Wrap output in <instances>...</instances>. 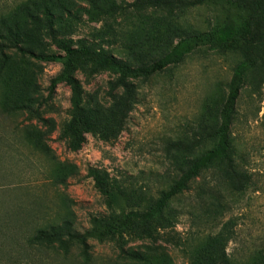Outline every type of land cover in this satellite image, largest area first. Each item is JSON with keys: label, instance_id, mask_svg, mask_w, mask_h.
Returning <instances> with one entry per match:
<instances>
[{"label": "rangeland", "instance_id": "rangeland-1", "mask_svg": "<svg viewBox=\"0 0 264 264\" xmlns=\"http://www.w3.org/2000/svg\"><path fill=\"white\" fill-rule=\"evenodd\" d=\"M167 1L104 0L90 17L92 7L73 0V17L57 21L77 50L132 68L182 43L180 63L130 80L128 91L77 55L88 125L78 152L60 138L72 121L71 89L50 92L63 65L9 49L0 58V264H264V0ZM245 26L252 35L241 39ZM26 30L35 52L64 55L44 32ZM236 71L230 156L241 172L226 162L205 169L160 209L163 194L216 148Z\"/></svg>", "mask_w": 264, "mask_h": 264}, {"label": "trees", "instance_id": "trees-1", "mask_svg": "<svg viewBox=\"0 0 264 264\" xmlns=\"http://www.w3.org/2000/svg\"><path fill=\"white\" fill-rule=\"evenodd\" d=\"M73 0H15L8 6L7 0H0V58L4 62L7 60L11 50L22 57H30L36 61L61 63L63 70L51 82V94L55 92L60 84H66L72 92L70 116L71 123L62 131L60 136L70 151H80L87 139L85 130L86 113L83 109V88L80 81L75 77L74 60L77 55L90 56L92 72L94 74L104 71H111L119 75V86L128 91L129 81L132 79L152 77L171 66L177 65L182 60V55L175 52L166 55L164 58L137 68H132L112 55L103 52L92 53V56L86 50H77L74 46V40L67 38L60 29L57 28L58 22H65L66 17H73L70 2ZM87 3L91 8L87 12L88 16L93 17L98 14L99 7L104 0H78ZM7 5V6H6ZM151 5L152 7H170L172 3L167 0H147L142 6ZM7 7L8 9L4 8ZM4 9V10H3ZM261 14L264 16V4L261 6ZM29 21L31 30L42 31L50 40L52 46L62 52L64 55L49 53H37L32 48V42L28 41L29 34L21 24L19 17ZM58 21V22H57ZM240 38L247 39L252 35L251 29L245 26L240 31ZM242 74L236 71L235 77L229 85V94L220 114V126L215 134L217 139L216 148L211 151L207 157L198 160L186 173L183 174L175 188L168 193H164L158 207L161 209L166 206L168 201L182 190L186 189L188 184L198 177L203 170L217 166L223 162L230 164V171L237 173L240 169L233 164L230 156L231 152V132L236 108L240 97V87L242 85ZM241 172V171H240ZM244 172V171H243ZM247 174V172H244ZM90 176L94 179L96 187L101 194L111 203L118 202L117 194L111 189L108 180L100 176L97 170H91ZM244 176V175H243Z\"/></svg>", "mask_w": 264, "mask_h": 264}]
</instances>
